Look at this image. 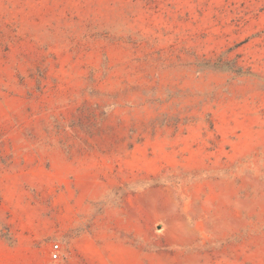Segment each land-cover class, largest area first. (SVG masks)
<instances>
[{
  "label": "rangeland",
  "instance_id": "rangeland-1",
  "mask_svg": "<svg viewBox=\"0 0 264 264\" xmlns=\"http://www.w3.org/2000/svg\"><path fill=\"white\" fill-rule=\"evenodd\" d=\"M0 264H264V0H0Z\"/></svg>",
  "mask_w": 264,
  "mask_h": 264
},
{
  "label": "built area",
  "instance_id": "built-area-1",
  "mask_svg": "<svg viewBox=\"0 0 264 264\" xmlns=\"http://www.w3.org/2000/svg\"><path fill=\"white\" fill-rule=\"evenodd\" d=\"M57 249H58V245H53L52 246V251H51V256H52V258L53 259H55L56 258V251H57Z\"/></svg>",
  "mask_w": 264,
  "mask_h": 264
}]
</instances>
